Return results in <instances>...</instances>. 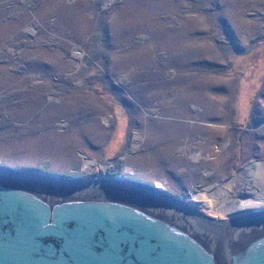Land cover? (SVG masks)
Instances as JSON below:
<instances>
[{
    "label": "rangeland",
    "instance_id": "rangeland-1",
    "mask_svg": "<svg viewBox=\"0 0 264 264\" xmlns=\"http://www.w3.org/2000/svg\"><path fill=\"white\" fill-rule=\"evenodd\" d=\"M0 163L264 209V0H0Z\"/></svg>",
    "mask_w": 264,
    "mask_h": 264
},
{
    "label": "water",
    "instance_id": "water-1",
    "mask_svg": "<svg viewBox=\"0 0 264 264\" xmlns=\"http://www.w3.org/2000/svg\"><path fill=\"white\" fill-rule=\"evenodd\" d=\"M0 163V264H264V211L215 220L161 186Z\"/></svg>",
    "mask_w": 264,
    "mask_h": 264
},
{
    "label": "bare ground",
    "instance_id": "bare-ground-1",
    "mask_svg": "<svg viewBox=\"0 0 264 264\" xmlns=\"http://www.w3.org/2000/svg\"><path fill=\"white\" fill-rule=\"evenodd\" d=\"M85 179H100V178H85ZM101 179H110L109 177H107V178H101ZM174 198H176V199H178V200H180V201H182V202H184V200H182V199H180V198H178V197H174ZM185 204H187V205H189V206H191V207H193L194 209H196V210H198V208L197 207H195L194 205H192V204H190V203H187V202H184ZM256 203V202H255ZM202 205H204L203 203H202ZM199 211V210H198ZM257 211H264V209H260V210H256V212ZM200 213H202V214H204L203 212H201V211H199ZM205 216H208V215H206V214H204ZM208 217H210V216H208ZM210 218H212V219H215V220H219V221H222L221 219H216V218H213V217H210Z\"/></svg>",
    "mask_w": 264,
    "mask_h": 264
}]
</instances>
